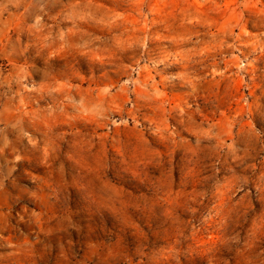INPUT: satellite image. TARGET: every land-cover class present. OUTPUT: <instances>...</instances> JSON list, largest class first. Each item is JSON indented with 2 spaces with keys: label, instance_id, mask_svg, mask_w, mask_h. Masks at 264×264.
Listing matches in <instances>:
<instances>
[{
  "label": "rangeland",
  "instance_id": "rangeland-1",
  "mask_svg": "<svg viewBox=\"0 0 264 264\" xmlns=\"http://www.w3.org/2000/svg\"><path fill=\"white\" fill-rule=\"evenodd\" d=\"M0 264H264V0H0Z\"/></svg>",
  "mask_w": 264,
  "mask_h": 264
}]
</instances>
